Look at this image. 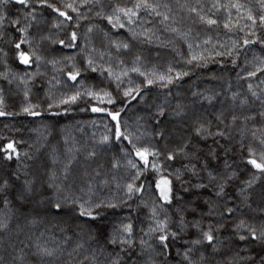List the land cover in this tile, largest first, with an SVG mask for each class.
<instances>
[{
    "label": "trees",
    "instance_id": "16d2710c",
    "mask_svg": "<svg viewBox=\"0 0 264 264\" xmlns=\"http://www.w3.org/2000/svg\"><path fill=\"white\" fill-rule=\"evenodd\" d=\"M30 3L31 7L24 9L32 13L27 18L24 12L17 11L19 6L9 4L5 8L11 17H19L20 27L27 25V42L21 50L30 56L29 65L20 63L15 49L21 33L11 26L10 20L0 29V111L5 113L0 116V149L12 142L19 153V158L10 153L13 159L8 161L0 151V185L9 181L6 192H0V222L6 225L0 228V264H111L120 252L119 243L108 244L103 251L100 246L107 237L119 236L122 225L128 223L133 225L132 248L121 253V264H187L183 254L190 246L186 241L199 235L195 228L189 226L182 238L170 240V249L163 251L158 240L161 233L150 231L156 221L166 217L168 231L175 230L179 220L177 207L185 210L190 224L200 221L202 231L211 224L218 238L215 251L206 244L196 246L198 250L192 253L195 264H261L264 240L252 241L249 229L254 227L259 234L264 226V201L257 195L264 189V174L245 161L249 148L258 161L264 154V24L259 19L264 16V0ZM145 3L149 7H144ZM47 4L71 19L59 16ZM69 4L72 8L66 7ZM137 4L141 5L139 9ZM121 9L137 13L131 18L132 23ZM108 16H112L113 23L118 16L124 27L119 23L113 27ZM249 16L256 20L255 24ZM209 18L217 23L209 26ZM73 32L77 34L75 46L70 40ZM245 39L255 43L245 45ZM123 44L129 48L124 49ZM137 56L141 59L134 65ZM193 56L197 59L192 60ZM89 59L96 72L88 67ZM133 66L155 83L147 85L144 75L131 71ZM75 69L80 70V76L73 82L68 73ZM125 72L127 75H123ZM185 72L188 74L175 79L177 73ZM250 72L255 75L250 76ZM161 74L172 77L173 83L164 86L166 82L159 80ZM129 88L133 89L131 96L124 97ZM77 90L82 95L76 102L61 103ZM87 90L100 96L89 97ZM103 92L111 93L117 103L109 105ZM156 105H163L166 113L159 125L154 119ZM177 105L184 112L179 118L173 116ZM25 107L39 115L24 112ZM92 107L120 112L121 133L130 140L118 141L117 122L106 111L92 112ZM209 121L211 131L219 129L227 138L200 141L199 160L179 153V146L188 139L192 128L199 123L208 127ZM161 130L163 139L157 135ZM104 137H108L107 142ZM145 148L159 152V156H148L147 169L136 156V149ZM209 149L216 150V159L208 156ZM169 153L175 155L174 160H167ZM205 159L208 169L201 170ZM129 160L137 168L130 167ZM190 161L197 165L199 176L185 170L184 165ZM138 170L141 176L135 183L143 184L144 191L129 200L126 186ZM208 171L215 180H209ZM233 173L226 182V196L217 197V184L225 183L224 178ZM53 174L59 189L49 187ZM254 177L259 179L252 189H247L251 198L245 200L240 190L246 188L245 181ZM160 179L171 182L175 197L171 205H164L159 198L156 181ZM25 182L30 184L31 194L24 193ZM199 183L206 187H194ZM20 194L25 195L24 200L18 199ZM50 199L61 202L65 212L46 213ZM85 202L119 206L96 210L102 215L92 221L78 215V205ZM209 204L212 215L208 214ZM228 207L233 208L231 215L226 211ZM218 224L222 226L217 230ZM238 225L241 226L237 228ZM240 235L247 239L241 241ZM37 245L53 251V256L42 258L37 254ZM69 253L73 255L70 257Z\"/></svg>",
    "mask_w": 264,
    "mask_h": 264
},
{
    "label": "snow or ice",
    "instance_id": "6c2138e0",
    "mask_svg": "<svg viewBox=\"0 0 264 264\" xmlns=\"http://www.w3.org/2000/svg\"><path fill=\"white\" fill-rule=\"evenodd\" d=\"M41 2L43 3L44 0H41ZM9 4H14L16 6H19L17 11L19 12H24V9H28L31 7V3L30 0H0V29L3 28V25L5 23L6 20H10V24L11 26L15 27L16 30L21 33L19 42L15 43V49L18 52V59L20 61V63L22 65H29L30 64V56L28 54H26L24 51L21 50L22 45L27 42V37H26V32H27V25L24 27H20L21 21L19 19V17H11L9 15L8 12L5 11V8L7 5ZM48 8H50L53 12H56L59 14V16L65 17L66 19H71V17L67 16V14L64 11H60L58 8L54 7L52 4H47L46 5ZM144 7H149V5L147 3H145L143 5ZM66 7L72 8V5H66ZM141 7L140 4L136 5V8L139 9ZM73 11H75V9H72ZM120 11L123 12V15L129 18V23H132V17L136 16L137 13L135 11H133L132 9H121ZM193 11H195V9H193ZM25 18L32 16L31 12H24ZM157 15H160L159 12H157ZM168 17L165 15L164 16V20H167ZM200 19L202 21L205 20V17L201 16ZM249 20H252L253 24L256 23V20L252 17L249 16L248 17ZM260 23L264 24V16H261L260 18ZM108 23L112 24L113 27H116V24L119 23L120 27H124V24L122 22H120L119 17L117 16L116 18V23H113V18L112 16H108L107 17ZM206 23L211 26L217 23L216 20L213 19H207ZM225 27H228V24H225ZM173 31H176V29H172ZM89 31H91V29H89ZM147 39H151L150 37L146 36ZM70 40L72 42V46H75V42L77 41V34L75 32L71 33L70 36ZM205 43H208V41H205ZM250 43H255V41H249L247 39L244 40V44L248 45ZM61 45L65 44V41L61 40L60 41ZM117 48L119 49V47H121V45H116ZM122 47L124 49H128L129 45L128 44H123ZM191 45H189V48L191 49ZM223 53H217V55H222ZM37 60H39V57L36 58ZM140 56H137L135 58L134 61V65L136 62H138L140 60ZM197 58L195 56L192 57V60H196ZM192 60L188 61V63H191ZM235 63V61L233 62ZM88 67L91 68V70L93 72H96L97 69L95 67L92 66V61L89 59L87 61ZM108 71V75L110 78L113 77V73L111 72L110 69L107 70ZM131 71L133 72H139L140 75H144L145 76V80L147 85H152L153 83H155L154 80L152 79H148L147 76L145 75V73L141 72L140 69L136 66H133ZM169 72L172 71L171 68H169L168 70ZM188 73H177V76L175 77L176 80H179L183 75H187ZM123 75H127V72L123 73ZM250 76H254L255 72H250L249 73ZM80 76V70L79 69H75L74 71H70L68 73V79L70 81L76 82L77 78ZM115 79L117 81H119L120 77H115ZM159 80L162 82H166L164 84V86H167V84H171L173 83V78L170 76H165L163 74L159 75ZM81 86H82V82H80ZM120 85L119 83H117V88H119ZM249 88L251 89V85H249ZM102 91V90H101ZM133 89L129 88L127 90L124 91L123 95L124 97H129L131 96ZM137 92V96H140V91L139 89H136ZM86 94L89 97H99L100 93L93 91V90H87ZM82 93L77 90V92L72 95L71 97H68L65 100H62L61 103H74L76 102L80 97H81ZM253 96H257L256 92L252 93ZM103 96L107 98V103L109 105H114L117 103V100L115 98H113L111 93L108 92H103ZM142 98V97H141ZM132 99H136V96H132ZM210 99V98H209ZM157 107V113L156 116L154 117V119H156V123L157 125L161 124L162 121L160 118L165 116V108L163 105H156ZM24 112L29 113L30 115H39V113L32 111L30 108L25 107L23 109ZM92 112L94 113H100V112H107V115L111 117V119L113 121H116V139L119 141L121 139H126V140H130V137L127 135H123L121 133L120 130V123H119V116H120V112H113L110 110H106L104 108L101 107H92L91 109ZM5 115V113L3 111H0V116ZM184 115V112L181 108L180 105H177V111H175L173 113L174 117H182ZM262 116H264V112L261 113ZM217 119H220V116H217ZM236 117L233 116V120H235ZM211 121H209V126L206 127L203 123H199V126H194L192 128V133L189 135L188 139L178 148V152L179 153H183L186 157H191L192 159H196L199 160L200 156H199V152L201 151L200 147H199V143L200 141H206L209 138H213V140L215 141L216 137H224L225 139L227 138L225 136V133L221 130H217L215 132L211 131ZM157 135L161 137V139L164 138V132L158 131ZM108 137H104V142H107ZM261 143H264V141H261ZM133 147L135 148V145H133ZM0 151H3L5 153V159L8 161H11L13 159V156L10 153H16L17 158H19V153L17 152V149L14 147V143L10 142L8 144H6L4 146L3 149H0ZM225 151H227V149H225ZM90 155H94V154H90ZM149 155H154V156H159V152H149V150L147 148L141 150V149H136V156L139 157V160L144 162L145 165V169H147L148 164H149V160H148V156ZM208 156L216 159L217 158V154H216V150L215 149H209L208 151ZM175 159V155L173 153H169L167 156V160L171 161ZM246 165H250L253 169H255L258 173L264 174V154L261 155L260 160L258 161L255 158V153L253 151L252 148H249L248 150V158L245 161ZM129 165L132 168H137V164L134 163L133 161L129 160ZM115 166V165H114ZM152 167L154 170H156L157 172L159 171V169L157 168L156 164L153 163ZM201 170H207L208 169V161L207 159H205L203 161V163L201 164ZM229 165L227 164V162H225V168H228ZM185 170L191 171L192 175L194 176H199V172L197 171V165L195 163H191V161L189 162V164L184 165ZM67 172H68V166H65L64 169V174L65 177L67 176ZM180 170L177 169V179H180V175H179ZM235 175V173L230 174L228 176H226L224 178L225 183H219L217 184L216 188V192L215 195L217 197L223 198L226 196V192H225V186H226V182L230 179H232V177ZM141 176V172L138 170L136 173V176L133 178L132 182L127 183V191H126V195L128 197V199L130 200L137 192L143 193L144 191V185L141 184L139 186L136 185L135 180L139 179ZM208 178L209 180H215L216 177L213 176L211 171H208ZM56 177L53 174L50 177V183H49V187L50 188H56L59 189V185L55 184ZM259 179V177H254L253 179H250L248 181H245L246 184V188L245 189H241V195H243L245 200H249L251 198V194L247 192V189H252L255 185V180ZM9 187V181L5 180L3 185H0V192H6V190ZM194 187L196 188H203L206 187L205 184L203 183H199V184H195ZM156 188L159 190V198L161 201H163L164 205H171L173 203L174 200V190L171 186V182L167 179H160L156 181ZM32 192V188L30 186V184L28 182H25V187H24V193L27 194H31ZM260 198L261 201H264V189H261V191L257 194ZM18 199L24 200L25 199V195L24 194H20L18 196ZM7 198H5V204H7ZM73 203L75 204L76 202L73 201ZM126 203V201H125ZM206 203H208V201H206ZM119 205L114 204V203H98L95 204L94 206L91 204V202H85V203H80L78 205L79 207V213L78 215L80 217H87L89 220L95 221L97 219H100L101 217V213L99 211H96L98 209L101 208H111V209H116ZM45 212L46 213H51L54 215H60L63 214L65 212V209L63 208L61 202L59 201H53V200H48L47 205L45 206ZM184 209L177 207V213L179 214V220L176 222V229L169 232L168 231V218L166 217L164 221H156V227L155 228H151L150 231H158L161 234L158 236V240L160 242L161 245V249L163 250H168L170 249V244L169 241H175L178 238H182L181 234L185 233L186 230L190 227L195 228L198 232L199 235L195 238V239H189L188 241H186V243H188L190 246L187 247L184 251L183 254V259L184 261L187 262V264H195V261L192 259V253L194 251H197V247L198 245H207L208 247H210L212 249V251H215L217 248V243H218V238L214 235L213 233V226L211 224H209L208 226V230L206 231H202L201 228V222L200 221H195L192 222L190 224L189 221L186 220L185 215H184ZM193 211H195V209H193ZM227 213L229 215H231V213L233 212V208L228 207L226 209ZM152 214L153 216L156 215V208L153 207L152 209ZM208 214L212 215L213 214V208L211 206V204H209L208 207ZM203 217H201L202 219ZM243 224V221H241V225ZM241 225H238L237 228H239ZM222 225H217V230L219 229V227H221ZM6 227V225L3 222H0V228H4ZM249 233H250V239L252 241H256V240H264V226H262L259 229V234H257V229L256 228H250L249 229ZM133 234V225L131 223L128 224H123L122 225V230H121V234L119 236H109L105 239L104 244H102L101 247V251H103V248L106 247L108 244L111 245H116L117 243H119L120 245V252L116 253V256L114 259L111 260V264H121V253H123L126 249H131L132 248V237ZM239 239L241 241L247 239L244 235H240ZM141 244H144V241L141 240ZM78 247H81V245H78ZM37 254L40 255L42 258L43 257H51L53 256V251L47 249V248H42L39 245H37ZM73 254L69 253V256L71 257ZM201 261L204 260V253L201 252ZM261 264H264V259L261 260Z\"/></svg>",
    "mask_w": 264,
    "mask_h": 264
}]
</instances>
